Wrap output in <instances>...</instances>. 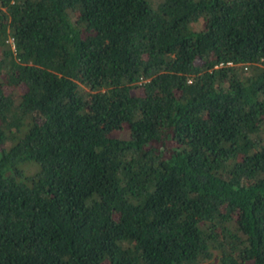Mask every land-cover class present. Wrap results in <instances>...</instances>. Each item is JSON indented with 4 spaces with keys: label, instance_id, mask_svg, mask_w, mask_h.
<instances>
[{
    "label": "trees",
    "instance_id": "1",
    "mask_svg": "<svg viewBox=\"0 0 264 264\" xmlns=\"http://www.w3.org/2000/svg\"><path fill=\"white\" fill-rule=\"evenodd\" d=\"M0 264H264V0H0Z\"/></svg>",
    "mask_w": 264,
    "mask_h": 264
},
{
    "label": "rangeland",
    "instance_id": "2",
    "mask_svg": "<svg viewBox=\"0 0 264 264\" xmlns=\"http://www.w3.org/2000/svg\"><path fill=\"white\" fill-rule=\"evenodd\" d=\"M23 164H25V163H21V165H23ZM36 168H37V166H36Z\"/></svg>",
    "mask_w": 264,
    "mask_h": 264
}]
</instances>
